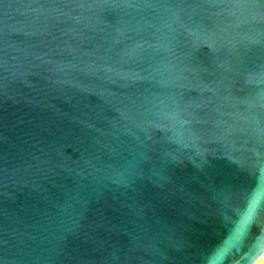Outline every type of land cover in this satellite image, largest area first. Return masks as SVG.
<instances>
[{
    "label": "water",
    "instance_id": "obj_1",
    "mask_svg": "<svg viewBox=\"0 0 264 264\" xmlns=\"http://www.w3.org/2000/svg\"><path fill=\"white\" fill-rule=\"evenodd\" d=\"M264 0H0V264H257Z\"/></svg>",
    "mask_w": 264,
    "mask_h": 264
},
{
    "label": "clouds",
    "instance_id": "obj_2",
    "mask_svg": "<svg viewBox=\"0 0 264 264\" xmlns=\"http://www.w3.org/2000/svg\"><path fill=\"white\" fill-rule=\"evenodd\" d=\"M261 264H264V259L261 260Z\"/></svg>",
    "mask_w": 264,
    "mask_h": 264
},
{
    "label": "rangeland",
    "instance_id": "obj_3",
    "mask_svg": "<svg viewBox=\"0 0 264 264\" xmlns=\"http://www.w3.org/2000/svg\"><path fill=\"white\" fill-rule=\"evenodd\" d=\"M257 264H261V261H259Z\"/></svg>",
    "mask_w": 264,
    "mask_h": 264
},
{
    "label": "bare ground",
    "instance_id": "obj_4",
    "mask_svg": "<svg viewBox=\"0 0 264 264\" xmlns=\"http://www.w3.org/2000/svg\"><path fill=\"white\" fill-rule=\"evenodd\" d=\"M262 259H264V256H263V258H262ZM262 259H261V260H262ZM261 260H260V261H261Z\"/></svg>",
    "mask_w": 264,
    "mask_h": 264
}]
</instances>
